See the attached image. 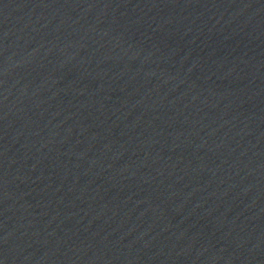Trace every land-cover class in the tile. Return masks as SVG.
<instances>
[{
  "label": "water",
  "instance_id": "95a60500",
  "mask_svg": "<svg viewBox=\"0 0 264 264\" xmlns=\"http://www.w3.org/2000/svg\"><path fill=\"white\" fill-rule=\"evenodd\" d=\"M0 264H264V0H0Z\"/></svg>",
  "mask_w": 264,
  "mask_h": 264
}]
</instances>
